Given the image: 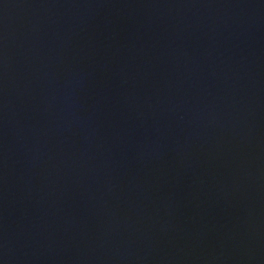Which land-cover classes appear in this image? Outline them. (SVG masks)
Masks as SVG:
<instances>
[{
    "label": "water",
    "instance_id": "1",
    "mask_svg": "<svg viewBox=\"0 0 264 264\" xmlns=\"http://www.w3.org/2000/svg\"><path fill=\"white\" fill-rule=\"evenodd\" d=\"M0 264H264V0H0Z\"/></svg>",
    "mask_w": 264,
    "mask_h": 264
}]
</instances>
